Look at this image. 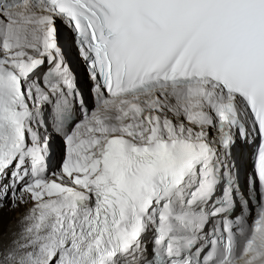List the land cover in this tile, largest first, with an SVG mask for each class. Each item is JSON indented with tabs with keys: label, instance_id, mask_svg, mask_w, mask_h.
<instances>
[{
	"label": "snow or ice",
	"instance_id": "obj_1",
	"mask_svg": "<svg viewBox=\"0 0 264 264\" xmlns=\"http://www.w3.org/2000/svg\"><path fill=\"white\" fill-rule=\"evenodd\" d=\"M0 264H264V0H0Z\"/></svg>",
	"mask_w": 264,
	"mask_h": 264
},
{
	"label": "bare ground",
	"instance_id": "obj_2",
	"mask_svg": "<svg viewBox=\"0 0 264 264\" xmlns=\"http://www.w3.org/2000/svg\"><path fill=\"white\" fill-rule=\"evenodd\" d=\"M75 71H76L77 75H79L80 77H83V81H84L85 80L84 79L85 72L84 71L80 72L79 68L75 69ZM52 151L55 154L54 159L56 161H58L60 158V155H61V146H60V142L58 140L53 143ZM248 153H249V155H251L250 149L248 150ZM238 164L240 166V169H242L243 171H245L248 174V172L251 168V164H250V161L248 160V158H243L242 155H239L238 156Z\"/></svg>",
	"mask_w": 264,
	"mask_h": 264
},
{
	"label": "rangeland",
	"instance_id": "obj_3",
	"mask_svg": "<svg viewBox=\"0 0 264 264\" xmlns=\"http://www.w3.org/2000/svg\"><path fill=\"white\" fill-rule=\"evenodd\" d=\"M17 215L16 213H9L6 209L3 213V219H4V226L7 227L9 222L13 219V217Z\"/></svg>",
	"mask_w": 264,
	"mask_h": 264
}]
</instances>
